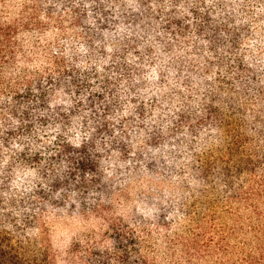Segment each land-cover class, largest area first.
<instances>
[{
    "label": "trees",
    "instance_id": "trees-1",
    "mask_svg": "<svg viewBox=\"0 0 264 264\" xmlns=\"http://www.w3.org/2000/svg\"><path fill=\"white\" fill-rule=\"evenodd\" d=\"M212 4L0 0V264H53L42 212L107 214L109 177L155 173L165 145L199 128L223 134L224 80L242 68L239 33L264 18V0ZM53 25L68 38L44 47L39 70L16 71L32 56L21 37ZM21 168L39 175L29 192ZM249 232L239 264H264V227ZM125 237L114 233L119 246Z\"/></svg>",
    "mask_w": 264,
    "mask_h": 264
},
{
    "label": "rangeland",
    "instance_id": "rangeland-1",
    "mask_svg": "<svg viewBox=\"0 0 264 264\" xmlns=\"http://www.w3.org/2000/svg\"><path fill=\"white\" fill-rule=\"evenodd\" d=\"M236 13L246 14L241 7ZM66 30L53 25L21 37L32 56L15 70L43 67L44 47L61 42ZM237 47L243 64L224 80L230 104L220 112L223 134L199 128L181 136L178 149L165 145L155 173L109 177L107 214L82 213L74 205L42 212L53 264L240 263L244 241L253 235L249 228L264 227V18H247ZM18 170L15 182L29 192L39 175ZM118 230L126 232L120 246Z\"/></svg>",
    "mask_w": 264,
    "mask_h": 264
}]
</instances>
